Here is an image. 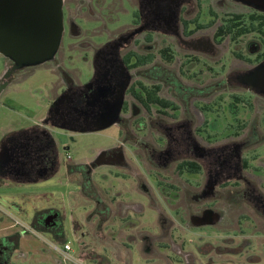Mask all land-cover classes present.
<instances>
[{
    "label": "flooded vegetation",
    "instance_id": "obj_1",
    "mask_svg": "<svg viewBox=\"0 0 264 264\" xmlns=\"http://www.w3.org/2000/svg\"><path fill=\"white\" fill-rule=\"evenodd\" d=\"M126 1L129 22L93 44L77 22L82 15L70 13L79 2L89 15L80 19L96 18L92 0H63V37L48 60L58 92L40 125L4 137L0 186L61 169L54 127L83 133L115 126V145L66 167L82 193L92 186L107 250L121 244L129 259L133 243L144 264H264V0ZM66 36L72 41L64 45ZM74 48L93 52L83 83L65 64L63 53ZM6 58L0 85L36 66L15 68ZM100 165L106 172L94 195ZM127 179L136 186L115 189L113 181ZM20 209L16 202L0 209V264H15L16 251L24 255L29 229L16 217ZM60 218L51 206L30 221L57 238Z\"/></svg>",
    "mask_w": 264,
    "mask_h": 264
},
{
    "label": "rangeland",
    "instance_id": "obj_2",
    "mask_svg": "<svg viewBox=\"0 0 264 264\" xmlns=\"http://www.w3.org/2000/svg\"><path fill=\"white\" fill-rule=\"evenodd\" d=\"M77 1V0H76ZM81 4L76 2V6L70 8L71 15L81 14L89 16L86 12H80ZM128 8V10H127ZM92 9L96 18L77 19L83 27V36L91 43H101L117 31L123 23L131 19V8L126 0H104L98 4L92 0ZM237 13L243 11L242 7L234 8ZM94 16V15H92ZM71 42L68 36L64 38L63 44ZM63 49V47L61 48ZM91 48H74L63 53L65 64L68 68L78 73L79 81L86 82L92 72ZM88 57V58H87ZM8 68L6 56L0 53V75ZM60 79L55 69L54 61H47L42 65H36L22 69L14 75L8 86L0 93V144L4 137L14 132H19L25 128L40 125L42 115H46L49 106L58 92L56 85ZM240 111H244L243 104H238ZM258 108V107H257ZM226 105L221 109L222 113H227ZM229 115V114H228ZM210 120L213 115H209ZM264 123V115L262 116ZM41 119V120H40ZM224 118V121L231 120ZM233 121V120H232ZM56 147L60 154L61 169L54 174L43 175L39 181H25L23 183L8 182L6 186H0V202L6 205L14 203L20 205L21 213L16 212V217L23 223H27L35 215L36 211L46 214L51 206L56 207L61 214L59 219L63 224V232L59 237H52L41 229L29 226V230L23 234L21 240V250L13 256L15 264H64L61 256L53 249L52 244L70 242L73 250L87 261L92 260L95 264H110L114 261L122 264H144L140 251L131 244L130 258H125L127 250L123 246H116L114 251L107 250V239L104 224L101 222L100 213L92 208L90 188L82 193L78 190L73 180H70L66 167L69 163L77 164L86 160H94L99 153L117 143L118 129L115 126L101 130H91L83 133H71L58 127L51 129ZM209 132H218L212 126ZM264 156V144L260 148ZM70 154V158L68 157ZM106 172L104 165L97 167L96 174L93 175V183L97 194L101 191L102 173ZM191 178V176H190ZM115 189L124 188L128 190L136 186L134 180L113 181ZM120 186V187H118ZM19 192V193H18ZM17 193V195H13ZM94 209V210H93ZM139 218L134 217L138 223ZM9 225L10 223H6ZM5 225V221H0V228ZM15 229V227H12ZM153 229V228H152ZM49 239H60V242L48 241ZM117 243L119 241L117 240ZM123 255V257H122Z\"/></svg>",
    "mask_w": 264,
    "mask_h": 264
},
{
    "label": "water",
    "instance_id": "obj_3",
    "mask_svg": "<svg viewBox=\"0 0 264 264\" xmlns=\"http://www.w3.org/2000/svg\"><path fill=\"white\" fill-rule=\"evenodd\" d=\"M63 31V0H0V53L15 68L54 58ZM6 86L1 84L0 92Z\"/></svg>",
    "mask_w": 264,
    "mask_h": 264
},
{
    "label": "built area",
    "instance_id": "obj_4",
    "mask_svg": "<svg viewBox=\"0 0 264 264\" xmlns=\"http://www.w3.org/2000/svg\"><path fill=\"white\" fill-rule=\"evenodd\" d=\"M69 156L70 154H68V157ZM52 247L61 256L64 264H95L87 261L85 258L75 253L71 243L68 241L63 242L61 244L53 243ZM110 264H118V263L114 261Z\"/></svg>",
    "mask_w": 264,
    "mask_h": 264
},
{
    "label": "crops",
    "instance_id": "obj_5",
    "mask_svg": "<svg viewBox=\"0 0 264 264\" xmlns=\"http://www.w3.org/2000/svg\"><path fill=\"white\" fill-rule=\"evenodd\" d=\"M5 89V88H4ZM44 114L42 115V119L44 118ZM41 120V119H40ZM33 127H35V126H32V127H30V128H25V129H23V130H21V131H19V132H14V133H12V134H8V135H13V134H17V133H20V132H22V131H24V130H29V129H32ZM7 135V136H8ZM6 137V136H5ZM6 204L5 203H3V201H1L0 202V209H2V210H4V211H6L5 209H6ZM27 228L29 229V226H31V227H34V228H37L36 226H34V224L31 222V221H29V222H27ZM89 262H91V263H94V261H92V260H88Z\"/></svg>",
    "mask_w": 264,
    "mask_h": 264
}]
</instances>
